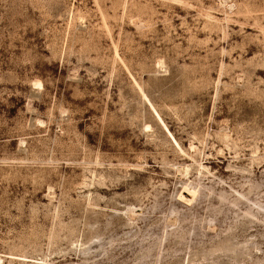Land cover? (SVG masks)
Wrapping results in <instances>:
<instances>
[{"label":"rangeland","instance_id":"374dc122","mask_svg":"<svg viewBox=\"0 0 264 264\" xmlns=\"http://www.w3.org/2000/svg\"><path fill=\"white\" fill-rule=\"evenodd\" d=\"M0 264H264V0H0Z\"/></svg>","mask_w":264,"mask_h":264}]
</instances>
